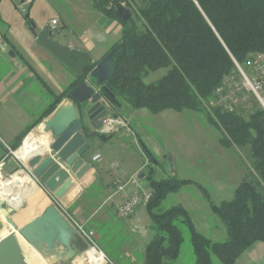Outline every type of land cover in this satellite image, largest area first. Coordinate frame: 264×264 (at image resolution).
I'll use <instances>...</instances> for the list:
<instances>
[{
    "label": "trees",
    "instance_id": "16d2710c",
    "mask_svg": "<svg viewBox=\"0 0 264 264\" xmlns=\"http://www.w3.org/2000/svg\"><path fill=\"white\" fill-rule=\"evenodd\" d=\"M93 2L99 11L122 26V37L111 48L120 47L114 56L115 73L106 84L115 96L116 117L124 114V104L132 110L147 109L157 115L169 110L199 112L203 103L210 101L215 104L213 122L226 134L221 143L226 147L250 146L256 159L253 179L243 180L232 199L220 204L199 183L177 176L157 180L151 171L146 176L151 196L145 207L157 235L146 247L145 264H175L184 241L182 227L190 235L194 264H213L211 253L222 264H235L252 245L264 243V108L253 91L245 88L239 70L254 83L255 74L249 63L264 55V0ZM120 2L137 15L139 22L134 17L125 22L118 16L116 5ZM95 65H89L84 77ZM162 69L168 70L164 77L145 82L149 73ZM80 81L57 97L34 126L51 115ZM233 84L236 102L249 97L251 109H246L248 103L236 108L232 103L221 102L232 92ZM260 96L264 99V93ZM192 184L199 187L212 213L226 227V241L215 242L198 232L180 205L161 210L170 195ZM35 258L27 262L35 263Z\"/></svg>",
    "mask_w": 264,
    "mask_h": 264
},
{
    "label": "crops",
    "instance_id": "0c3cea01",
    "mask_svg": "<svg viewBox=\"0 0 264 264\" xmlns=\"http://www.w3.org/2000/svg\"><path fill=\"white\" fill-rule=\"evenodd\" d=\"M12 2L15 0L0 2V33L6 37L11 51L15 54V57L10 55L0 57V164L4 163L7 172L16 170L18 163H21L20 159L23 160L17 150L25 138L27 137L24 146L35 136L42 138L40 135L42 130L38 126L49 118L65 99L39 125L34 124L40 120L55 99L78 80V77L42 47L30 32L22 35L19 45H14L11 39L9 40L8 36L13 37V20L8 13V7ZM45 9H48L49 17L40 25L38 32L41 33L51 19L58 18L61 28L54 36L55 40L88 53L95 64L101 61L122 37V26L118 20L99 11L93 0H34L27 14L36 19ZM22 25L27 30V24L22 22ZM262 57L264 59V55ZM122 108L124 114L118 117L125 118L129 122V127L110 134L112 138L107 142H95L94 148L87 154L92 168L81 180L72 175L75 184L72 191L76 192L71 194L70 191L67 196L74 199L61 211L70 221L75 220L85 226L93 240L97 239L100 242L101 250L111 264H145L146 247L157 235L154 223L146 210L150 217L147 225H136L135 221L141 216L146 219L142 212L143 206L128 220L117 217L116 210L122 202V195L117 191V182L127 181L134 174L140 173L141 186L144 187L148 184L145 181L147 170L151 167L157 168V163L155 160L152 163L148 156L151 154L148 144L153 142L152 136L146 132L149 126L138 123L135 128L133 127V120L139 115L146 123L149 111L132 110L126 104ZM163 113L150 115L157 117ZM41 143H44L43 139L37 144ZM36 145L27 155L35 150ZM16 152L20 159L15 155ZM97 153L102 156L99 163L92 161ZM45 156H48V153ZM37 185L40 186L38 182ZM189 186L191 185L183 187L179 192ZM133 189L129 188L127 192L130 193ZM39 192V195L45 197L43 201L39 195L33 194L14 212L13 220L18 227L26 226L55 203L43 189ZM178 205L187 210L198 232L215 242H221V238L227 237L226 227L212 213L210 207L211 214L208 210L198 211L201 217H197V223L187 207L188 204ZM84 242L88 244L85 239ZM34 257L36 256L32 252L26 255L27 259ZM88 257L86 253L85 257L67 264H89ZM35 259V263L30 260L31 264H45L38 257ZM175 264H185L181 253ZM235 264H264V243L257 242L252 245Z\"/></svg>",
    "mask_w": 264,
    "mask_h": 264
},
{
    "label": "water",
    "instance_id": "95a60500",
    "mask_svg": "<svg viewBox=\"0 0 264 264\" xmlns=\"http://www.w3.org/2000/svg\"><path fill=\"white\" fill-rule=\"evenodd\" d=\"M145 1L147 0H143ZM116 12L125 22L133 17V12L121 3L116 5ZM35 30L36 27L32 24L30 31L37 42L81 81L68 93L57 110L38 126L43 128L40 135L44 143L36 145V151L30 155L26 165L21 162L24 168L22 171L36 184L38 182L39 190L43 189L55 203L42 215L20 228L10 217L16 209L0 202V211L3 212L7 226L11 227V232L0 239V264H29L22 243L28 245L33 254L45 264L73 263L85 257L89 251L88 245L61 209L74 199L67 196L75 187L72 175L81 180L92 168L87 154L94 148L95 142H107L112 138L111 135L100 133V129L104 119L114 115L115 96L106 84L114 76V56L120 47L113 48L84 77L89 65L95 64L88 53L57 42L49 26L41 33ZM9 55L15 57L12 51ZM239 70L242 73L240 68ZM244 79L251 86L250 81L246 77ZM253 93L264 108L262 98L254 91ZM47 153L48 156H45ZM75 192L73 190L71 194ZM39 197L41 201L45 199L44 196ZM5 204L7 208L4 207Z\"/></svg>",
    "mask_w": 264,
    "mask_h": 264
},
{
    "label": "rangeland",
    "instance_id": "374dc122",
    "mask_svg": "<svg viewBox=\"0 0 264 264\" xmlns=\"http://www.w3.org/2000/svg\"><path fill=\"white\" fill-rule=\"evenodd\" d=\"M116 1L122 0H110V2ZM123 5L125 6V4ZM134 5V9L137 10L138 6L136 4ZM27 12L23 13L18 9L15 2H12L8 7L10 19L13 20V37L8 36V38L9 40L11 39L14 45L21 43V37L25 32L32 34L30 31L32 24L36 26L35 31L39 33L40 25L49 17L48 9L42 10L40 16H36V19L28 16L29 14ZM133 17L139 22L136 14ZM22 22L27 24V30L23 28ZM256 60L264 63V59L262 61L259 59ZM167 71V69H162L151 72L145 78V82L152 83L157 81L164 77ZM243 82L245 88L250 90V86L246 84L244 79ZM235 89L236 85L233 84L232 92L221 102L223 104L232 103L236 108L243 103H248L246 109H251L252 104L249 97L243 96L242 101H239L240 103L236 102L238 97ZM214 106V103L205 101L199 112L184 110L178 113L169 110L157 117L150 115L146 111L149 114V119L146 120V123L139 115L134 118L133 127L135 128L138 123L147 124L149 127L148 129L146 128V132L153 138V144H148L151 149V156H148L152 163L154 160L156 161L157 168L151 167L148 169L147 175L152 171V176L157 180L177 176L180 179L199 183L210 192L213 198L212 200L216 204H220L223 201L232 199L236 187L243 180L253 179L256 175L254 171L256 159L252 156L250 146L244 148L236 146L226 147L221 143V140L226 137V134L220 126L213 122L211 115L213 114ZM23 169L22 164L18 163L16 170L13 172H7L3 168L1 173L6 180ZM148 188H150L149 183L144 187L141 186V193L151 194V190ZM186 194L189 196L187 197ZM203 197L204 195L199 187L197 185H191L177 194L170 195L162 204L161 210H167L170 207L178 205V203H182L183 205L188 204L187 207L197 222V217H201V214L198 212L199 210L203 209V212L204 210H208L209 214H211L207 201ZM17 205V207L23 206L22 204ZM4 207L7 208V204ZM142 212H144L146 219L141 216L136 220L135 223L138 226L147 225V220H150L145 206L142 207ZM13 214L10 216L11 218H13ZM182 230L184 241L181 247V258L185 264H194L195 257L190 243V235L186 228L182 227ZM9 232H11V229L2 220L0 215V238L5 237ZM227 237L221 238L220 241H225ZM94 243L101 250V244L97 239L94 240ZM87 245L89 248L87 255L90 256L91 252L98 251L92 248L93 245H90V243ZM211 258L213 264H222L221 260L214 253H211Z\"/></svg>",
    "mask_w": 264,
    "mask_h": 264
},
{
    "label": "built area",
    "instance_id": "2783aa9c",
    "mask_svg": "<svg viewBox=\"0 0 264 264\" xmlns=\"http://www.w3.org/2000/svg\"><path fill=\"white\" fill-rule=\"evenodd\" d=\"M2 0H0L1 2ZM34 2V0H15V3L23 13H26L28 11L29 6ZM49 28L50 32L56 36L61 28V22L58 18H53L49 21ZM11 51L9 42L7 41L6 37L0 33V57L9 55ZM263 55H260L257 59L263 60ZM249 65L251 66L255 78H254V83H252L247 76L243 73V77H246L250 83V89L260 97V93H264V63L263 62H258L257 60L250 62ZM247 84V82H246ZM248 85V84H247ZM264 101V99L262 98ZM129 127V122L122 117H106L104 119V124L103 127L100 129V133L110 135L113 133L119 132V130L126 129ZM92 161L95 163H99L102 161V156L101 154H95L92 158ZM4 168V163L0 164V172ZM129 188H134L132 192L128 193L127 190ZM141 180H140V173L134 174L132 177H130L127 181H118L117 182V191L120 195H122V202L121 204L117 207L116 214L117 217L121 220H128L131 217L135 215L137 210L141 206H146L148 203L151 194H145L141 193ZM75 228L78 230L80 235L88 242L90 245H93L92 248L97 249L103 256L104 262H107L109 264L110 260L108 257L97 248V246L94 243V240L92 236L86 231L85 226L80 224L79 222L75 220L70 221ZM103 262V263H104Z\"/></svg>",
    "mask_w": 264,
    "mask_h": 264
},
{
    "label": "bare ground",
    "instance_id": "6f19581e",
    "mask_svg": "<svg viewBox=\"0 0 264 264\" xmlns=\"http://www.w3.org/2000/svg\"><path fill=\"white\" fill-rule=\"evenodd\" d=\"M39 129L43 130L42 127H40ZM40 140H41V138L35 136L25 146L23 145L24 147H22L18 151V154L20 153V155L23 157V160H21L19 158V156H18V158L25 165L27 164V161H28L30 155L34 151H36V148L32 152H30L28 155H27V153ZM36 193L40 194L38 185L24 171L20 170V171L16 172L15 174H13L10 179H6V180L3 178L2 173L0 172V202L2 201V202H5L7 204H10L13 208L18 210L19 208H21V206L17 207L18 206L17 204L23 205L29 196L36 194ZM0 215L2 217V220L5 222L3 212L0 211ZM9 228L11 229V227H9ZM22 244H23V249H24L25 255L32 252L28 245H26L25 243H22ZM87 262L89 264H102L104 262V259H103V256L101 253H99L98 251H93L92 254L87 258Z\"/></svg>",
    "mask_w": 264,
    "mask_h": 264
}]
</instances>
